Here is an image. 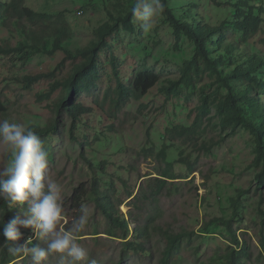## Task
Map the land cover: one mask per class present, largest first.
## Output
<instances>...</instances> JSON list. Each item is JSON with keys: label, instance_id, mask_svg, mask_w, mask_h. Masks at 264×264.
<instances>
[{"label": "rangeland", "instance_id": "rangeland-1", "mask_svg": "<svg viewBox=\"0 0 264 264\" xmlns=\"http://www.w3.org/2000/svg\"><path fill=\"white\" fill-rule=\"evenodd\" d=\"M119 1L126 8L132 5L133 0H26V5L38 12H65L74 32L69 48L76 50L94 39V30L107 21V9ZM177 1L178 6L197 3L195 15L203 24L220 26L231 18L233 8L229 3L241 0H219L224 5L217 4L215 0ZM263 2L252 0L253 5ZM136 27L135 34L121 32L113 36L110 51L106 50L101 56L103 69L99 84L103 92L116 86L109 55L113 54L117 58L120 78L124 84H129L144 67L162 73L163 80L177 79L184 62L195 54V46L187 38L177 47L175 31L163 14L154 20L148 31H143L139 23H136ZM6 40L17 45L21 36L0 27V42ZM246 51L264 58V27L250 41ZM62 57L61 53L52 59L36 56L22 69L12 66L10 56L0 57V96L4 97L8 93L11 100L10 121L22 123L26 128L32 124H48L50 112L41 110L35 103L38 89L33 87L24 90L17 78L40 69L49 71ZM162 86L161 83L153 88L142 100H133L119 120H106L96 110L82 117L76 135L80 142L90 143L84 147V153L94 169L82 158L79 142L71 139L68 117L61 122L59 132L42 139L50 154L48 175L62 189V226L65 229L71 226V222L79 215L81 204L86 205L90 209L89 223L84 231L86 234L79 236L78 242L89 254L88 264L93 261L95 264H117L121 260L124 240L106 233L110 221L92 199L95 179H98L103 190L114 191L119 199L124 200L120 205V213L130 220L132 234L139 224L148 221L150 215L155 216L158 225L166 228L179 232L195 231L194 240L184 244L172 264H224L217 254L225 252L231 244L227 228L221 222L206 228V222L217 216L232 217L233 198L239 195L240 190H245L250 193L245 195L243 206L240 207L243 222L240 226L236 225L250 228L252 240L249 243L256 258L260 250L255 231L261 221L258 211L261 195L256 194L255 176L258 170L251 167L255 155L254 141L249 132L240 130L222 133L220 130H210L207 138L221 141L212 155L199 156V153L182 143L170 147L168 162L174 165L175 172H188L186 164L181 163V159L187 156L192 161L199 159L201 171L189 179L169 180L165 193L156 200L150 199L140 206L135 204L133 199L142 194L144 187L148 191L152 178L165 179L160 176V172L168 167V162H162L157 155L163 149L167 130L192 124L194 116H190L191 111L199 104L198 98L192 102L177 99L166 103V96L161 92ZM82 100L87 106H92L90 98L84 97ZM152 140L153 143H150ZM152 146L156 150L154 157L143 160L146 156L144 149ZM9 155L7 146L0 144V168L6 165ZM104 162L103 170L101 166ZM130 192L134 195L132 198L129 197ZM117 197L114 196L116 203ZM23 229L29 230V233H25L27 236L22 235L20 243L34 235L31 229ZM98 229L102 233L96 234ZM241 231L237 228L239 238ZM159 232H155L154 241L148 245L149 252H130L124 264H161L165 242ZM32 239L34 243L44 246L43 241L34 236ZM17 263L31 264V260L19 258ZM44 264H61L59 254H51Z\"/></svg>", "mask_w": 264, "mask_h": 264}, {"label": "trees", "instance_id": "trees-1", "mask_svg": "<svg viewBox=\"0 0 264 264\" xmlns=\"http://www.w3.org/2000/svg\"><path fill=\"white\" fill-rule=\"evenodd\" d=\"M132 5L124 8L121 2L111 4L107 9V21L94 30V39L76 50L69 48L73 39V28L66 18L65 12H38L26 5V0H0V27L18 33L21 40L13 45L8 40L0 42V57L10 56L12 66L22 69L36 56L54 58L58 53L63 55L53 69L33 71L17 78L28 91L37 88L35 103L41 110L50 112L46 126L30 125L41 139L48 138L59 132L65 117L70 120V134L73 141L82 147L81 156L94 165L86 157L84 147L88 141H79L76 135L82 117L94 110L106 120H119L120 115L133 100H142L150 91L163 84L161 92L166 96V103L185 99L192 102L198 98L199 104L193 108L190 116H194L189 126L180 125L169 128L165 135L163 149L157 155L162 162H168V150L177 143L192 148L199 156L212 155L221 141L207 138L210 130L220 132H249L253 138L255 159L252 169L258 170L255 176L257 183L256 194L261 195L259 214L261 221L255 231V237L260 250L255 258L251 250L252 235L250 228L237 227L243 222L240 207L244 197L250 191L240 190L233 198V216H217L206 222L209 228L216 222H221L227 228L231 244L225 252L217 254L224 264H264V58L246 51L248 44L259 35L264 27V2L252 4V0H241L229 3L232 8L231 18L220 26H210L195 15L197 3L178 6L177 0H161L163 16L175 31L177 47L185 38L195 46L192 59L184 62L180 77L163 80L162 73L152 71L147 67L138 71L129 84H124L120 78L117 58L109 55L116 86L102 91L100 88L103 62L101 56L111 49V38L121 32L135 34L136 23L131 17ZM219 5H224L215 0ZM206 81L202 86L201 83ZM91 99L92 106L84 104L82 98ZM12 114L11 100L8 93L0 96V120L9 119ZM153 143V140L152 142ZM90 144V143H89ZM146 156L143 160L154 157L155 147L145 148ZM142 155V153H140ZM181 163L186 164L188 172L178 174L174 165L168 162V167L160 172L165 179L152 178L142 194L133 200L137 206L150 199L156 200L165 193L167 182L176 179H189L201 171L199 159L190 160L183 157ZM105 169V162L101 166ZM92 199L97 208L110 221V228L106 233L113 237L122 238L124 249L121 260L117 264H124L130 252H149L148 245L155 239V232L160 231L165 246H163L161 264H172L183 250L184 244L192 242L195 231H176L158 225L154 215H150L146 223L139 224L132 234L131 222L120 213V205L124 200L119 199L111 190H103L101 181L95 179ZM117 197L118 203L114 201ZM133 193H129L132 198ZM140 201V202H139ZM139 202V203H138ZM17 205L11 208L0 200V222L12 220L19 209ZM133 216V215H132ZM237 224V225H236ZM3 224H0L2 229ZM70 227V226H68ZM238 230H242L240 238ZM22 235H28L21 228ZM102 233L97 230L96 234ZM82 232L79 236H84ZM5 238L0 235V264H18L23 256H11L4 246ZM20 243V241H15Z\"/></svg>", "mask_w": 264, "mask_h": 264}, {"label": "clouds", "instance_id": "clouds-1", "mask_svg": "<svg viewBox=\"0 0 264 264\" xmlns=\"http://www.w3.org/2000/svg\"><path fill=\"white\" fill-rule=\"evenodd\" d=\"M162 12L161 0H135L131 7L132 20L143 31H148ZM0 144L10 152L6 165L0 168V200L19 209L12 220L0 222L8 253L30 258L31 264H44L51 254H59L61 264H88L89 254L78 239L89 223L90 209L81 204L71 226H62V189L48 175L50 154L42 139L24 124L3 119ZM21 228L31 229L34 235L13 244L22 239ZM33 236L44 246L34 243Z\"/></svg>", "mask_w": 264, "mask_h": 264}]
</instances>
